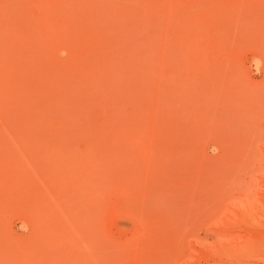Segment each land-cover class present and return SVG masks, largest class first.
<instances>
[{"label":"rangeland","instance_id":"1","mask_svg":"<svg viewBox=\"0 0 264 264\" xmlns=\"http://www.w3.org/2000/svg\"><path fill=\"white\" fill-rule=\"evenodd\" d=\"M0 264H264V0H0Z\"/></svg>","mask_w":264,"mask_h":264}]
</instances>
